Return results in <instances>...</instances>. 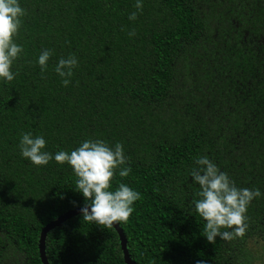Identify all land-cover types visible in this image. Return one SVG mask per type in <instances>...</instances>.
Segmentation results:
<instances>
[{
  "label": "trees",
  "instance_id": "1",
  "mask_svg": "<svg viewBox=\"0 0 264 264\" xmlns=\"http://www.w3.org/2000/svg\"><path fill=\"white\" fill-rule=\"evenodd\" d=\"M19 4L24 51L15 79L0 81V264H42L43 227L87 203L67 163L21 157L29 132L52 154L87 139L123 145L131 172L112 190L141 194L117 222L135 264H253L264 196L248 206L243 236L209 243L190 173L207 155L238 188L264 193V0H143L142 11L135 0ZM45 49L53 55L41 73ZM72 54L65 87L54 67ZM45 254L49 264H124L115 230L82 215L48 233Z\"/></svg>",
  "mask_w": 264,
  "mask_h": 264
},
{
  "label": "clouds",
  "instance_id": "2",
  "mask_svg": "<svg viewBox=\"0 0 264 264\" xmlns=\"http://www.w3.org/2000/svg\"><path fill=\"white\" fill-rule=\"evenodd\" d=\"M135 8L142 11L143 0H135ZM24 15L19 0H0V81L11 82L17 75L12 71V65L24 49L14 38ZM136 18L137 12L129 16L131 21ZM134 35V32L129 33V36ZM52 55L53 52L48 49L38 55L36 63L41 73L46 71ZM77 66L75 54L57 61L54 71L61 78L63 86L69 85L73 69ZM45 147V138L33 136L30 132L24 133L19 140L21 157L32 165L46 166L54 160L59 165L67 163L72 168L77 177L74 191L87 201L80 210L84 220L107 227H113L117 222H127L141 194L124 183H119L112 190L117 174L123 178L131 172L123 145L116 143L110 146L104 140L87 139L70 152L60 150L55 154L46 151ZM194 165L190 173L191 182L200 188L194 209L205 221L203 230L206 240L214 243L217 237L230 241L243 236L248 228V206L264 193L258 188H238L228 173L221 171L207 155L198 156Z\"/></svg>",
  "mask_w": 264,
  "mask_h": 264
},
{
  "label": "water",
  "instance_id": "3",
  "mask_svg": "<svg viewBox=\"0 0 264 264\" xmlns=\"http://www.w3.org/2000/svg\"><path fill=\"white\" fill-rule=\"evenodd\" d=\"M81 208L82 207L71 209L67 211L65 214L59 216L57 219L48 223L45 227H43V229L40 232L39 240H38V252H39V257H40V261L42 264H49L46 258V254H45V241H46L48 233L54 230L55 228L60 227L61 225L69 221L70 219L81 215V211H80ZM112 228L115 230V232L118 235L124 264H135L132 261L129 255V252L127 250V240L123 233V230L119 227L118 223H116V225H114Z\"/></svg>",
  "mask_w": 264,
  "mask_h": 264
},
{
  "label": "rangeland",
  "instance_id": "4",
  "mask_svg": "<svg viewBox=\"0 0 264 264\" xmlns=\"http://www.w3.org/2000/svg\"><path fill=\"white\" fill-rule=\"evenodd\" d=\"M248 249L253 256V264H264V250L261 248V244L251 243Z\"/></svg>",
  "mask_w": 264,
  "mask_h": 264
}]
</instances>
